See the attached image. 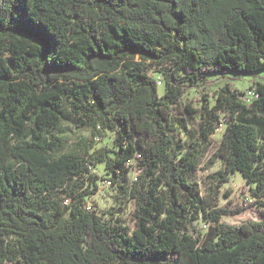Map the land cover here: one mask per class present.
Segmentation results:
<instances>
[{"label":"trees","instance_id":"1","mask_svg":"<svg viewBox=\"0 0 264 264\" xmlns=\"http://www.w3.org/2000/svg\"><path fill=\"white\" fill-rule=\"evenodd\" d=\"M261 71L264 0H0V264H264V215L222 222L264 208V83L249 104L227 83L176 113L212 76ZM198 118L199 138L182 140ZM221 125L204 197L196 176ZM66 126L112 131L114 149L81 138L62 153ZM102 164L132 223L88 208ZM236 173L247 201L219 207Z\"/></svg>","mask_w":264,"mask_h":264},{"label":"rangeland","instance_id":"2","mask_svg":"<svg viewBox=\"0 0 264 264\" xmlns=\"http://www.w3.org/2000/svg\"><path fill=\"white\" fill-rule=\"evenodd\" d=\"M153 76L157 80L160 94H164L165 84L163 78L157 73H154ZM254 82L264 83V71L256 75L227 72L220 77L212 76L209 78V83L207 85L187 89L181 103L176 107L177 117L181 120L185 119L186 116L189 117L186 112V107L188 105L201 110L205 103L204 96H206V94H211V96H207V99L211 101V105L214 104L215 99L214 96H212L213 93L227 83L234 89L244 93L245 96H242V99L249 104L254 98V93L251 90V86ZM199 121L200 118H198L195 123L188 122L187 131H185V135H181L180 138L184 140L189 138L190 134H192L193 140L196 141L199 138L197 132ZM66 127V149L65 151L63 150L62 153L76 148L81 138H87L90 141L89 143L94 145V150L104 148L114 149L116 134L112 131H102L99 129L97 130L98 134L92 135L90 131L80 132L71 126ZM225 131L226 125H221L217 132L211 136V146L202 159L199 171L197 172L196 179L202 189L204 197H212V190L215 189V185L217 184L216 179L213 177L215 173L223 168L222 160L220 159L216 160L211 168H207V164L213 157L216 149L220 146ZM197 142L200 143V141ZM93 173L99 177L97 181L98 189L94 195L88 198V208L94 211L104 222L111 223L115 222L117 218H120L132 223L134 206L128 204L127 200L121 195L119 186L123 184L122 180L115 179L107 170L105 164L93 167ZM137 176V172L133 171L129 176V180L133 182L136 180ZM245 185L246 181L240 173L232 175L230 181L225 183L220 189L219 207H235L236 205L243 204L245 200L247 201L242 192ZM110 211H112V213H110ZM263 215L264 208L252 207L246 210L245 213L237 216H224L222 222L240 225L247 221H259L263 218ZM193 225L200 232L205 233L212 224H208L203 215H200L198 219L193 222Z\"/></svg>","mask_w":264,"mask_h":264}]
</instances>
